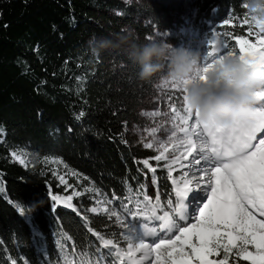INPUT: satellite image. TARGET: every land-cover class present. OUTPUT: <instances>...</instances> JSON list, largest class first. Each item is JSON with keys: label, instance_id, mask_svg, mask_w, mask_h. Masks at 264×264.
Listing matches in <instances>:
<instances>
[{"label": "trees", "instance_id": "16d2710c", "mask_svg": "<svg viewBox=\"0 0 264 264\" xmlns=\"http://www.w3.org/2000/svg\"><path fill=\"white\" fill-rule=\"evenodd\" d=\"M242 2L197 0L194 33L206 43L215 30L231 32L232 46L235 35L254 41L256 30L249 24L255 22ZM138 13L148 19L152 12L121 0H0V264H95L91 254L100 241L89 227L107 238L125 231L115 216L90 211L98 201L128 221L124 205L136 211L139 201L144 209V194L155 204L159 193L161 206L175 199L173 165L152 159L151 151L125 134L157 74L140 80L139 66L125 55L115 58L125 70L111 72L106 58L89 47L93 35L118 33L121 21L147 42L151 30L129 18ZM230 15L232 23L223 25ZM204 48L211 50L208 44ZM17 150L56 158L72 174L62 181L57 169L42 163L23 166L11 156ZM68 196L72 207L64 202ZM121 247H126L122 240ZM217 251L209 259H223V248ZM235 252L229 253L228 264H249Z\"/></svg>", "mask_w": 264, "mask_h": 264}, {"label": "snow or ice", "instance_id": "6c2138e0", "mask_svg": "<svg viewBox=\"0 0 264 264\" xmlns=\"http://www.w3.org/2000/svg\"><path fill=\"white\" fill-rule=\"evenodd\" d=\"M232 20L230 15L223 21V25H229ZM248 20L245 16L242 22L247 23ZM253 27L256 39L253 41L235 35V46L230 44L231 32L215 30L210 33L207 44L211 50L205 49L202 53L198 78L205 79L204 73L226 54L247 58L254 65L264 68V22L255 20L254 25L249 24L250 30ZM187 83L184 81L182 87L164 80L162 86L165 89L170 86L174 93L167 97L169 111L161 113L157 110L142 115L168 117L170 135L167 141L159 142L157 150L162 151L152 159L168 160L165 153L171 148L170 163L188 161L182 165L189 169L183 175L191 179H185L179 186L173 180L175 199L168 198L163 206L159 193L155 197V204L152 203V197L144 194L143 201L147 203L142 210L139 201L136 211L124 205L131 217L128 221L115 210L103 208L109 218L116 217L125 231L119 237L112 234V238H107L89 227V232L100 241V247H95V252L91 254L96 257L95 264H142L153 253L154 260H149V264H193L194 261L195 264H228V255L232 249H236V257L249 264H264V91L255 94L253 108L242 119L232 127L220 128L202 125L198 113H193L189 108L186 100ZM257 101L260 103L257 104ZM83 115L80 113L77 119ZM156 131L152 129L153 133ZM144 147L153 148L154 142H146ZM142 163L155 173L156 169L148 160ZM193 168L195 172L191 171ZM171 171L169 167V176ZM193 183L195 187H192ZM59 199L52 196L53 201ZM71 199L68 196L64 201L69 207H72L68 203ZM115 199L119 197L113 194ZM113 200L107 203L111 204ZM158 209L162 214H157ZM99 210L96 207L90 209L91 212ZM138 217H143L144 222H138ZM149 221L158 222V227ZM193 237L197 240L195 244L192 243ZM121 240L126 243V247H121ZM225 240L226 243H222ZM249 245L254 251H249ZM75 247L73 245L74 250ZM221 247L224 258L209 259L213 254L219 255L217 250ZM185 248L190 251H185ZM136 252L140 253L138 260L134 257ZM74 254L81 255L75 251ZM112 256L116 259L110 260ZM89 264H92L91 260Z\"/></svg>", "mask_w": 264, "mask_h": 264}, {"label": "clouds", "instance_id": "9594fccd", "mask_svg": "<svg viewBox=\"0 0 264 264\" xmlns=\"http://www.w3.org/2000/svg\"><path fill=\"white\" fill-rule=\"evenodd\" d=\"M250 18L264 22V0H243ZM127 46L129 60L139 66L138 78L151 81L166 66L164 79L184 86L186 100L193 113H198L202 125L220 128L232 127L255 104V94L264 91V68L238 55H224L216 60L205 75L198 78L202 67V52L183 46H174L163 40L139 41L134 34L117 36L116 41L106 38L89 40L94 54L110 47Z\"/></svg>", "mask_w": 264, "mask_h": 264}, {"label": "rangeland", "instance_id": "374dc122", "mask_svg": "<svg viewBox=\"0 0 264 264\" xmlns=\"http://www.w3.org/2000/svg\"><path fill=\"white\" fill-rule=\"evenodd\" d=\"M123 3H127L137 8L141 9H149L151 10V14L148 19L143 18L139 13L134 16H130V19L138 22L140 25L147 26L145 40L157 39L163 40L167 43H170L174 46H183L190 49H199L203 53L205 49V38H201L200 34H195L192 29V22L196 17V6L197 0H121ZM116 15H119L116 13ZM120 16V15H119ZM131 21V20H130ZM119 27V31L116 34L108 33L104 36L96 35L97 39L106 38L108 40L116 41L117 36L126 35L129 32L134 34L135 38L141 41L140 34L137 33L136 28L131 25L125 24V22L117 23ZM144 42V41H142ZM99 58L105 57V67L111 72L115 71H123L125 69H121L124 66L122 64H118V57H123L127 55V46L122 45L120 47H110L107 49H102L98 53ZM103 55V56H102ZM120 55V56H119ZM116 58V59H115ZM122 61V60H121ZM117 62L118 66H115ZM120 63V62H119ZM116 67H119L118 69ZM167 68H165L157 74L156 79L153 83V89L151 93L144 99L142 104L137 110L136 120H134L131 124L125 127V134L131 138L132 142L136 145L145 148L144 143L146 142H154L153 148H145L154 156L159 155V151L157 150L158 144L160 141H167L168 136L171 132V124L168 121V117L163 115L150 117L148 115H142V113H152L154 111L160 110L161 113L169 111L168 104V95L174 94L170 88V86L165 89L162 86V82L165 80L164 76L166 75ZM146 94V93H145ZM157 129L155 133L152 132V129ZM167 129V130H166ZM179 135V134H178ZM171 143V142H169ZM166 156L169 157L168 160H160L166 161L169 164L173 165L174 169L171 171V182L173 184V180H176L177 186L182 185L185 179H191V177H185L183 175L184 172L189 171V169L182 167V165H186L188 161L179 160L175 163H170L172 158V150L170 148L168 153H165ZM12 158L23 166H27L32 163H42L45 166L52 167L57 169L60 172V179L63 177V180L66 178L67 174H72L71 171L67 170L64 164L58 163L60 161L56 158L52 157H42L38 158L36 155L26 150H17L11 153ZM191 159V158H189ZM203 163V162H202ZM192 172H195V169H191ZM148 187L150 193L153 192V186L149 179H147ZM174 186V185H173ZM192 187H195V184H192ZM93 208V207H92ZM96 208L100 209L99 211H103L105 208L104 204L99 203ZM259 218V217H258ZM195 223V220L192 221ZM158 227V225H157ZM162 238H167L166 236H162ZM151 239V238H150ZM192 243H197L195 237L192 238ZM185 251H190V249L185 248ZM140 256L139 252L134 253V257L138 260ZM155 253H153L148 259H145L142 264H149V260H154ZM195 264V261L193 262Z\"/></svg>", "mask_w": 264, "mask_h": 264}]
</instances>
